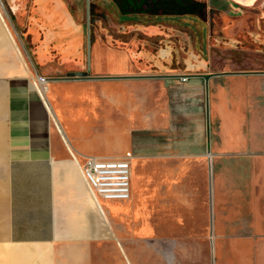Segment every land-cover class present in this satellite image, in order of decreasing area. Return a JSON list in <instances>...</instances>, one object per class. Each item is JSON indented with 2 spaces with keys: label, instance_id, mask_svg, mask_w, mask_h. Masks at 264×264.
Wrapping results in <instances>:
<instances>
[{
  "label": "crops",
  "instance_id": "crops-1",
  "mask_svg": "<svg viewBox=\"0 0 264 264\" xmlns=\"http://www.w3.org/2000/svg\"><path fill=\"white\" fill-rule=\"evenodd\" d=\"M36 2L29 22L67 31L75 52L51 60L36 50L25 72L0 73V264H107V215L81 165L127 154L131 196L119 201L130 213L193 215L206 231L154 247L177 248L180 264H264V0L200 1L203 15L184 14L192 44L172 15L87 43L64 0Z\"/></svg>",
  "mask_w": 264,
  "mask_h": 264
},
{
  "label": "rangeland",
  "instance_id": "rangeland-1",
  "mask_svg": "<svg viewBox=\"0 0 264 264\" xmlns=\"http://www.w3.org/2000/svg\"><path fill=\"white\" fill-rule=\"evenodd\" d=\"M64 1L66 2L67 7L74 12L80 4L82 8L81 19L83 22L86 21L87 17L85 16V0ZM92 1L94 2L91 12L93 19H101L102 23L106 27H110V21H116V17L111 14V8L115 13H123V16L126 18L124 25L127 28L129 25H134L138 23L136 20H133V17H158V8L160 7L159 0H155L156 3L154 4L151 0H142V2L141 0H133L139 6L138 8L133 10L131 6L127 3V0H121L122 4L127 3L124 5V8H127V6L129 8H127L125 11H120V8L118 7L117 3H115V1L112 4V0H107L108 5L106 4V0ZM147 1L150 2V4L147 3L144 5V2ZM200 1L198 2L202 3ZM37 3L38 2H36V0H20L18 5L22 8L21 10L23 11H21L20 13L18 12L19 14H21L20 16L16 13L17 7L14 8V4L11 3V0H0V11L3 18L1 19L0 17V25L3 26L2 23H5L3 26L4 35L3 37H0V73L2 72L11 74L17 72H25V67L23 65L22 59L29 62L30 58H36V50L38 57L41 59L44 57H48L50 52L52 54L51 60H56L57 58H59V52L62 57H65L62 55V51L59 50L60 46L57 44H63L67 40L69 36V33L67 31L60 32V35L57 36L56 40V30H50L49 25L48 30L44 33V37L43 31L39 29L37 30L35 23L29 22L32 21L34 17L37 18L35 13ZM177 16L179 17V15H173V17ZM180 16L181 17H179V21H181L182 18L188 20L190 19L188 15ZM94 24L96 25V23ZM181 24L182 25H179L177 27H180V29L185 30L189 34L191 44L196 42V31L191 28L187 29L188 24H185L184 22ZM84 29L85 30L83 31L85 33V36L87 37L86 28ZM95 29L96 27H93V31ZM109 30L110 32H114L116 36L119 35L115 28L112 27ZM48 45L49 49L45 51L44 55L40 56L42 50ZM13 62L18 64L11 66L2 65L5 63ZM137 177L138 175L136 174V179ZM102 204H104L103 207L105 215H107V234H105L104 238L100 243V256H102L103 260H107V264H117L118 260L123 258L124 263L122 264H180L182 262L181 260L183 257H180L181 254L178 253L177 248L172 249L168 246L166 248L161 246L154 247L152 245V242H160L161 245L170 244L171 247L175 244L191 242L194 243L196 239L204 237L206 232L203 229L197 231L193 229L192 226L195 218V216L193 215H165L162 217L154 216L146 219L144 217L137 216L138 212H134L133 214L130 213V211H132V207H130L128 201L119 203L105 201ZM196 220L203 222V215H197ZM179 225H185L186 229H179ZM137 242L138 248L137 245L134 244ZM148 243L150 244L147 245ZM132 244H134V247L132 248L131 252L128 251L127 253L124 245L130 248ZM120 246L123 247V251H121L120 248L122 247ZM201 248L203 249L204 247ZM126 254L129 256V261L127 260V256H125ZM91 255H93L91 257L94 260V253L92 252ZM84 257L85 260L90 259L88 253H86Z\"/></svg>",
  "mask_w": 264,
  "mask_h": 264
},
{
  "label": "built area",
  "instance_id": "built-area-1",
  "mask_svg": "<svg viewBox=\"0 0 264 264\" xmlns=\"http://www.w3.org/2000/svg\"><path fill=\"white\" fill-rule=\"evenodd\" d=\"M186 79V77H183ZM47 78L38 75L36 82L45 88ZM130 154L116 158L87 156L81 165L91 193L106 201L128 200L131 196ZM102 210V209H101Z\"/></svg>",
  "mask_w": 264,
  "mask_h": 264
},
{
  "label": "flooded vegetation",
  "instance_id": "flooded-vegetation-1",
  "mask_svg": "<svg viewBox=\"0 0 264 264\" xmlns=\"http://www.w3.org/2000/svg\"><path fill=\"white\" fill-rule=\"evenodd\" d=\"M85 1H86L85 2V16L87 17V19L84 22V24H85L86 33H87V37H86L87 38V40H86L87 43H90L92 39H95L96 36H99V35L102 36L105 39V41H108V42L114 41V42H116L117 36L114 34V32H110V30H109L112 27L115 28V30L118 32V34H122V35L125 34V33H128V31H131V30H132V32L133 31L135 33L137 32V28L136 27H132L131 25H129L126 28L125 25H124V22H125L126 18L123 16V13L122 12H119L121 15L118 14V12L115 13L112 8H111V14H113V16L116 17L115 18L116 21H112V22L110 21L109 22L110 27H108V26L106 27L102 23V20L101 19H97L96 18V20H95V19H93L92 15H91L92 7H93L94 2L92 0H88V1L85 0ZM100 1H102V0H100ZM103 1H105V0H103ZM114 1H115V3H117L118 7L120 8L119 9L120 11H125L127 8H129L128 6H127V8H124V5L127 4V3L131 6V8L133 10L139 7L138 4L135 3L133 0L132 1L127 0V3H123V4H122L121 0H117V1L116 0H112V4L114 3ZM106 4L108 5V1L107 0H106ZM70 12H71V15H73L74 17H76L79 21L80 20L82 21V19H81V16H82V8H81L80 4L75 9V12L72 11L71 9H69V13ZM193 14H196V13H193ZM198 14L203 15L201 12H198ZM125 15H127V14H125ZM170 15H172V16L173 15H179V16L182 15L183 16L184 14H182V13H176V14L169 13V14H167L165 12L160 11L157 14V16H158L157 18L158 19H162L163 18V19H166V20H173ZM133 20H137V19L134 18ZM181 20L185 24H190V23L192 24V22L191 21L188 22L187 19H184V20L181 19ZM189 20H191V19H189ZM94 23H96V25ZM93 27H96V29L94 31H93ZM187 29H189V28H187ZM184 37H188V36L184 34ZM59 50L62 51V53H63V48H60L59 47ZM62 55L63 56H66L64 53ZM68 55H72V54H68Z\"/></svg>",
  "mask_w": 264,
  "mask_h": 264
},
{
  "label": "trees",
  "instance_id": "trees-1",
  "mask_svg": "<svg viewBox=\"0 0 264 264\" xmlns=\"http://www.w3.org/2000/svg\"><path fill=\"white\" fill-rule=\"evenodd\" d=\"M151 1L153 2V4L156 3L155 0H151ZM159 1H160L159 8H163V12L165 13L192 14L197 11L201 12L204 9V4L199 3L196 0H159ZM144 3L150 4V2L148 1Z\"/></svg>",
  "mask_w": 264,
  "mask_h": 264
},
{
  "label": "bare ground",
  "instance_id": "bare-ground-1",
  "mask_svg": "<svg viewBox=\"0 0 264 264\" xmlns=\"http://www.w3.org/2000/svg\"><path fill=\"white\" fill-rule=\"evenodd\" d=\"M54 8V7H53ZM54 13H60V15H61V13H62V10L61 9H58L57 10V12H55V10L53 11ZM54 13H52L51 12V15H50V19H49V21L51 22L52 21V19H53V15H54ZM59 15V16H60ZM0 17H1V19H3L2 18V14H1V11H0ZM48 21V22H49ZM5 24V23H4ZM50 24V23H49ZM6 26V25H5ZM7 28V27H6ZM8 30V29H7ZM57 32H60V31H58V30H56V33ZM73 38H74V36H73ZM75 43V42H74ZM74 43H73V40L70 38V39H68L67 40V42L64 44V45H59V43L57 44V45H59L60 46V48H63V53H65V52H70V51H72V52H75V47H74ZM48 47L49 46H47L46 48H44L43 50H42V52H41V56L43 55V54H45V51H47L48 50ZM66 53V54H67ZM94 196V195H93ZM97 201H99V202H101V203H103V200L102 199H99V198H97ZM108 202H114V203H119V202H126V201H119V200H117V201H108Z\"/></svg>",
  "mask_w": 264,
  "mask_h": 264
},
{
  "label": "water",
  "instance_id": "water-1",
  "mask_svg": "<svg viewBox=\"0 0 264 264\" xmlns=\"http://www.w3.org/2000/svg\"><path fill=\"white\" fill-rule=\"evenodd\" d=\"M88 1V0H87ZM135 19H138L139 17H133ZM87 74L86 71H78V72H74V73H70L69 76H78V77H81V76H85Z\"/></svg>",
  "mask_w": 264,
  "mask_h": 264
}]
</instances>
